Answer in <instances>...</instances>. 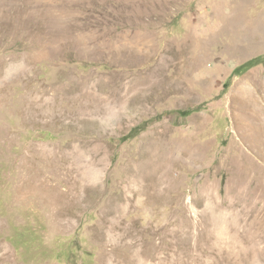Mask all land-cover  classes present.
<instances>
[{"label":"rangeland","instance_id":"374dc122","mask_svg":"<svg viewBox=\"0 0 264 264\" xmlns=\"http://www.w3.org/2000/svg\"><path fill=\"white\" fill-rule=\"evenodd\" d=\"M0 264H264V0H0Z\"/></svg>","mask_w":264,"mask_h":264},{"label":"bare ground","instance_id":"6f19581e","mask_svg":"<svg viewBox=\"0 0 264 264\" xmlns=\"http://www.w3.org/2000/svg\"><path fill=\"white\" fill-rule=\"evenodd\" d=\"M32 108H31V110H32ZM39 109L40 108H38V110ZM87 113H88V111H87ZM107 115H108L107 117H109V119H111L113 114H112V112L107 111ZM82 116H83V114H81V115L79 114L77 116L78 117L77 119L80 121V123L83 121L82 120L83 118H81ZM46 118H47V114H46ZM55 120H56V118H55ZM74 121H76V120H74ZM160 139H162V138H160ZM160 139L156 138V140H155V142H157V143H155L156 147H157V151L155 150L154 146H152L151 149L149 148V151H147L146 153H143L141 155V157H140V161L141 162L140 163L142 164V167L140 169H138L137 171L134 170L132 172H128L127 173L129 175V179L127 180V183H128V186H129V190H128L129 194H126L125 196H123V198L120 199V202H124V203L128 202V203L132 204V202L140 199L141 197H144V195H147L149 197V199H155L156 198V200H157V199H160L162 196L164 197L167 193L170 192V190H172L175 179L172 176L171 170H169V169L167 170V168H165L166 166L162 163L163 162V158H165V154L164 153L166 152V150L164 149L165 152L162 153V149L159 147L160 143H162ZM155 144L153 143V145H155ZM168 149H170V148L168 147ZM75 150H78V151L74 152L73 154H71L72 152L70 154L69 153L68 154L70 156L74 157L75 163L77 165H80V164H82V162L84 160L83 158H85V153H83L81 150H79V147H76ZM160 150H161V152H160ZM174 153H176V152H174ZM95 155H96L97 159L95 158V161L93 163L91 162L92 165L89 167V170H87L83 174L81 173L82 176L78 177L80 179V181L83 182L84 184H90V185H93L94 187L98 184V181L101 179V175H102V167L101 166L104 165V159L102 157V153L101 152H96ZM172 156L176 157V154H174ZM193 156H194V154H193ZM160 158H161V160H160ZM167 160H169V158H167ZM159 161H160V164L158 163ZM175 163H176V161H175ZM80 169H81V167H80ZM149 169H151L152 171H151V173L148 174V170ZM99 183H100V181H99ZM157 192H159V193H157ZM148 194H152L153 196L150 197ZM193 201H197V200H193ZM114 204H115V200L111 201V206L107 210V212L109 211L110 215L111 214L112 215L113 214L114 215L117 214V211L119 210ZM109 214L108 215L106 214V215L109 216ZM131 229H129V230L131 231Z\"/></svg>","mask_w":264,"mask_h":264},{"label":"trees","instance_id":"16d2710c","mask_svg":"<svg viewBox=\"0 0 264 264\" xmlns=\"http://www.w3.org/2000/svg\"><path fill=\"white\" fill-rule=\"evenodd\" d=\"M261 57H257L255 59H252L251 61L243 64L242 66H240L235 74L241 75L244 74L245 72H248L249 70H251L252 68H254L256 65H259L262 63L261 61ZM182 114H184L185 116H189L190 115V111L189 112H183ZM224 185V181L222 182Z\"/></svg>","mask_w":264,"mask_h":264}]
</instances>
